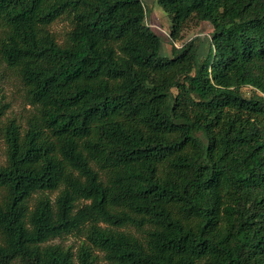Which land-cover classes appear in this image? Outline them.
Returning <instances> with one entry per match:
<instances>
[{
	"label": "trees",
	"instance_id": "1",
	"mask_svg": "<svg viewBox=\"0 0 264 264\" xmlns=\"http://www.w3.org/2000/svg\"><path fill=\"white\" fill-rule=\"evenodd\" d=\"M155 1L204 56L142 0H0V264H264V0Z\"/></svg>",
	"mask_w": 264,
	"mask_h": 264
},
{
	"label": "rangeland",
	"instance_id": "2",
	"mask_svg": "<svg viewBox=\"0 0 264 264\" xmlns=\"http://www.w3.org/2000/svg\"><path fill=\"white\" fill-rule=\"evenodd\" d=\"M145 9V22L148 27L160 38V55L168 56L171 47H180L182 44L196 38L198 44L199 56L207 53L208 41L212 32V27L207 22L189 21L181 33V39L173 41L170 38V20L155 0H142ZM68 26L65 22L55 23L51 30L60 41L67 31ZM248 90V89H245ZM0 101L6 106L5 116L9 119L14 118L22 122L26 113L27 106L24 103L23 91L18 81L11 75H5L0 82ZM3 162V146L0 144V163ZM79 240L71 238L66 244H71L73 250L78 245Z\"/></svg>",
	"mask_w": 264,
	"mask_h": 264
}]
</instances>
